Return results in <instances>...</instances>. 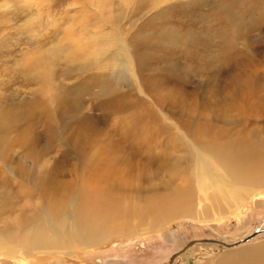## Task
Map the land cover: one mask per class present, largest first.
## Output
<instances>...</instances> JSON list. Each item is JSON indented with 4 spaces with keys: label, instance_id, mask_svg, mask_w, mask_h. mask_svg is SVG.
Segmentation results:
<instances>
[{
    "label": "rangeland",
    "instance_id": "obj_1",
    "mask_svg": "<svg viewBox=\"0 0 264 264\" xmlns=\"http://www.w3.org/2000/svg\"><path fill=\"white\" fill-rule=\"evenodd\" d=\"M125 5L35 0L0 28V233L52 199L78 215L77 193L92 180L104 195L91 214L96 244L32 254L15 245V258L0 248V264H169L175 254L173 264H217L264 244L261 233L232 249L201 245L179 255L192 240L233 243L264 228V193L217 218L230 202L213 188L208 198L199 193L193 149L212 141L234 170L246 144L264 155V0ZM98 27L105 40L116 29L126 40L128 80L96 68L115 56H93Z\"/></svg>",
    "mask_w": 264,
    "mask_h": 264
},
{
    "label": "bare ground",
    "instance_id": "obj_2",
    "mask_svg": "<svg viewBox=\"0 0 264 264\" xmlns=\"http://www.w3.org/2000/svg\"><path fill=\"white\" fill-rule=\"evenodd\" d=\"M122 1L123 4H126L125 6H127V4L130 2V0H122ZM104 8L102 9L104 10ZM114 25L115 28L119 30L120 27L119 24L117 22H114ZM73 27H74V23L72 22L67 29L69 34H72L74 32ZM117 29L111 30L112 31V32L110 31L111 34L109 33L107 39L105 40L103 38L104 35L103 28L98 27L93 34L94 38L92 41L93 43L91 42L92 44L91 49L93 50L92 54L96 58V60H98L100 56H102L105 59L110 55H115L113 60L107 61L104 65L98 63L96 68H106L107 70H112V72L117 74L115 75L116 79L118 82H120L129 79L128 75H130V73L134 71L133 68L134 63L127 42L124 39V37H121ZM83 33L84 32L80 31L79 36L81 38L73 42L75 46L77 47L83 46V42H84L83 39L86 37ZM106 41L108 42L105 43ZM109 89L110 87L105 88L103 89V92L106 93L107 90ZM203 143L206 146H209L208 150H203L200 147H198L199 145H195V144L193 147L197 157L195 170L197 171L199 193L208 198V192H209L208 189L213 188L214 190L218 191L217 193H221V195L223 196L222 197L223 201L227 202L228 200L230 202V204H227V208H228L227 211L219 214L217 216L218 219L223 214L226 215L228 213L229 214L234 213V208L239 206L244 201H251L263 197L264 192H261L259 191V189L256 188V186H260V185L264 188V176L261 177L262 171H264V155L260 154L259 150L249 147L248 144H246L245 146L240 144L239 148H242L244 146V149L235 157L234 160H237L236 162H239L241 164V167L240 168L238 167V169L234 170L233 167L229 165L227 166L226 161L228 160L224 159L226 158L223 156L224 154L221 155L218 152L216 153L212 141H207ZM225 150L226 149H223L221 151H225ZM221 156H223L224 158ZM217 166H219V168H217ZM87 183L88 184L86 186H83L81 189H79L77 193L78 195L77 197H80L82 200V203L79 206L80 210L78 212V215L74 214L71 211L62 212L60 202L59 204H57L56 201H52L53 199L49 200L47 205L45 203L40 205L35 215L26 216L25 214L24 216L20 217L19 220H17L16 226H12L8 228L6 234L0 233V248L3 249L2 253L5 256H10L12 258H15V253L20 249V248H16L15 245H19V246L24 245L28 253L32 254L35 252L46 253L48 251H52L58 248L61 249L62 246L66 244V242L70 245L78 246V244L94 245L98 241H100L99 239H101L102 236L96 234L93 227L96 223L95 222L96 220L95 221L92 220L93 215L91 214L94 213L93 211L95 209L93 208L95 206L100 205L99 203L104 202V195L100 194L99 190L95 188L99 184L96 183L95 180H92ZM74 202L72 204H74ZM88 203H94V205L90 204L88 208L87 207ZM113 206L114 205H112V208L116 209V207ZM112 208H110V210ZM152 210L154 211V209H150V211L148 212L144 211V212L145 214L148 213L151 214ZM158 210H156V212ZM176 210L179 209L176 208ZM124 211H125L124 215H126V212H128V210H124ZM119 214L120 212L117 210L114 211L113 213L112 211L111 213L109 212L108 217L105 214L104 216L107 218H113V217H117ZM56 220L58 221V224ZM123 231L125 230H122V232ZM257 231L259 233L254 238H256L261 233H264V228L262 227ZM250 240L243 241L237 245L229 246V247L226 246V244H232V243H228L226 239L223 240L209 239L208 241L196 240L194 245H191L185 250L182 249L179 255H181L186 250L189 251V249L194 246L212 245L215 246L217 249L219 248L223 250V249H232L243 243L245 244ZM227 256L236 257L237 261H233ZM189 263L195 264V262L193 261H190ZM217 264H264V244L261 246L252 245L242 249H237L235 252L230 253V255L221 257L218 260Z\"/></svg>",
    "mask_w": 264,
    "mask_h": 264
},
{
    "label": "clouds",
    "instance_id": "obj_3",
    "mask_svg": "<svg viewBox=\"0 0 264 264\" xmlns=\"http://www.w3.org/2000/svg\"><path fill=\"white\" fill-rule=\"evenodd\" d=\"M35 0H7V3L0 5V28L13 24V15L18 11L27 9ZM38 16H33L28 23H35Z\"/></svg>",
    "mask_w": 264,
    "mask_h": 264
},
{
    "label": "water",
    "instance_id": "obj_4",
    "mask_svg": "<svg viewBox=\"0 0 264 264\" xmlns=\"http://www.w3.org/2000/svg\"><path fill=\"white\" fill-rule=\"evenodd\" d=\"M258 233H259L258 231H257V232H253L252 234H250V235L247 236L246 238H244V239H242V240H239V241H237V242H234V243H232V244H226V246H228V247H229V246H234V245H237V244H239V243H241V242H243V241L250 240V239L254 238ZM208 240H209V239H203V240H200V241H208ZM210 240H213V239H210ZM195 242H196V240H192V241H190V242H189V243L183 248V250L187 249L188 247H190L191 245H193ZM176 255H177V254H175V255H173V256L171 257V259H170V263H169V264H173Z\"/></svg>",
    "mask_w": 264,
    "mask_h": 264
}]
</instances>
